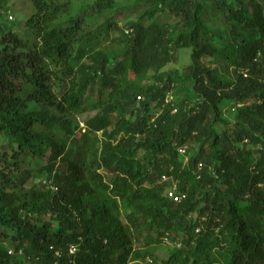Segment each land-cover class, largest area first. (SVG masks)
Returning <instances> with one entry per match:
<instances>
[{
    "label": "trees",
    "instance_id": "1",
    "mask_svg": "<svg viewBox=\"0 0 264 264\" xmlns=\"http://www.w3.org/2000/svg\"><path fill=\"white\" fill-rule=\"evenodd\" d=\"M30 1L0 28V264H139L165 232V264H264V0Z\"/></svg>",
    "mask_w": 264,
    "mask_h": 264
},
{
    "label": "rangeland",
    "instance_id": "2",
    "mask_svg": "<svg viewBox=\"0 0 264 264\" xmlns=\"http://www.w3.org/2000/svg\"><path fill=\"white\" fill-rule=\"evenodd\" d=\"M117 8L124 9L125 11L128 10L127 7H130L135 0H117ZM4 3L3 10H0V28H4L6 24H8L11 29L12 33L16 35H20L23 37V34L27 33L28 29L25 26V22L30 18L34 13V8L30 0H4L1 1ZM83 4V0H75L74 1V11H80V8ZM123 12L124 14H128V11ZM78 13V12H77ZM178 21V20H177ZM173 20L171 23H174ZM125 23V22H124ZM123 22L119 23V27H121L123 32H127V28ZM128 23V22H126ZM211 25V22H210ZM215 28V26H214ZM236 29V26H232L229 28L230 31ZM220 33L219 30L217 34ZM229 33V31H228ZM191 52L190 50H179L177 53V63L172 64L170 68L174 67H186L190 64ZM165 70H168L167 68ZM62 89L57 92V94L61 93ZM230 107L229 104L225 106L224 114L227 118H229V114L227 112L228 108ZM95 114L91 115H84L82 118L78 119V123L83 124L87 123ZM36 175V173H34ZM109 182V179L108 181ZM31 184V182H29ZM29 185H27L28 187ZM156 235V233H155ZM171 247V246H170ZM160 255L164 254L165 251L161 248L158 251Z\"/></svg>",
    "mask_w": 264,
    "mask_h": 264
},
{
    "label": "clouds",
    "instance_id": "3",
    "mask_svg": "<svg viewBox=\"0 0 264 264\" xmlns=\"http://www.w3.org/2000/svg\"><path fill=\"white\" fill-rule=\"evenodd\" d=\"M244 76L247 77V72L244 73ZM173 100V97L171 95H167L166 97V103L170 104ZM239 107L241 105H238ZM231 107V105H230ZM230 107L228 108V110L230 109ZM225 109V108H224ZM177 110L174 109L173 113H176ZM83 117V116H82ZM81 116H79L76 121L78 123V119L82 118ZM80 130L85 132V130L87 129V125L86 122L83 124L78 123ZM183 151V152H182ZM179 152L184 155L186 152V148H182L179 150ZM201 170V168H200ZM55 175V172H54ZM164 178H166V180H164ZM169 181V177L167 175H163L161 177V183H166ZM41 184H43L44 186L47 187V189H51L54 193H58L59 192V188L56 187L53 184V181H47L45 179H40ZM38 182V183H39ZM167 197L169 200H171V202H173L175 205H180L182 204L186 199L187 196L180 192L178 190V185L177 183H175L170 190L167 192ZM186 228L183 229V231H185ZM196 234H200L201 232V228L198 227L195 230ZM155 239H157V243L155 244V248H156V259L152 258V257H147L145 261L143 262H138L139 264H165L163 261H167L170 258V253L174 252L175 250H179L182 248V237L179 235L177 236V238H173L175 236V233H170V232H165L160 238H156L157 236L154 235ZM106 243V242H104ZM171 246V247H170ZM80 246L78 245H73L71 247H69L68 252L71 256H76V254H78L80 252ZM161 248L165 251L164 254L160 255V253L158 252L159 250H161ZM11 256H15V253L10 252ZM56 256H59V252L56 253ZM155 260H157L155 262Z\"/></svg>",
    "mask_w": 264,
    "mask_h": 264
},
{
    "label": "built area",
    "instance_id": "4",
    "mask_svg": "<svg viewBox=\"0 0 264 264\" xmlns=\"http://www.w3.org/2000/svg\"><path fill=\"white\" fill-rule=\"evenodd\" d=\"M183 152V151H182ZM164 180H166V178H164Z\"/></svg>",
    "mask_w": 264,
    "mask_h": 264
}]
</instances>
